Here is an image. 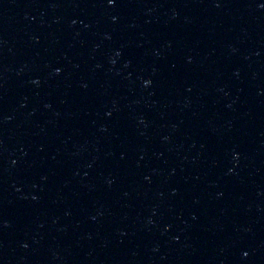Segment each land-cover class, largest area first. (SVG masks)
<instances>
[{"label": "water", "instance_id": "obj_1", "mask_svg": "<svg viewBox=\"0 0 264 264\" xmlns=\"http://www.w3.org/2000/svg\"><path fill=\"white\" fill-rule=\"evenodd\" d=\"M0 264H264V0H0Z\"/></svg>", "mask_w": 264, "mask_h": 264}, {"label": "snow or ice", "instance_id": "obj_2", "mask_svg": "<svg viewBox=\"0 0 264 264\" xmlns=\"http://www.w3.org/2000/svg\"><path fill=\"white\" fill-rule=\"evenodd\" d=\"M108 3L111 5H114L116 3V0H108ZM57 71H59V70H57ZM245 255H247V253H245Z\"/></svg>", "mask_w": 264, "mask_h": 264}]
</instances>
